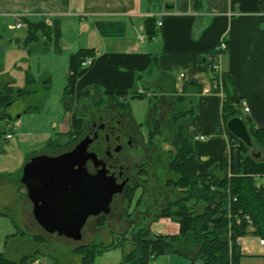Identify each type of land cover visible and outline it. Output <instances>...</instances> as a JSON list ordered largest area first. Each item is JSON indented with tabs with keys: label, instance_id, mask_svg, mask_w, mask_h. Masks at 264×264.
<instances>
[{
	"label": "crops",
	"instance_id": "crops-1",
	"mask_svg": "<svg viewBox=\"0 0 264 264\" xmlns=\"http://www.w3.org/2000/svg\"><path fill=\"white\" fill-rule=\"evenodd\" d=\"M14 13H22L29 22H46L49 37L40 35L26 42V29H19L24 31L20 35L11 33L16 30ZM149 16L156 17V24L150 29L155 30L153 35L148 34L146 28ZM222 40L227 43L220 58L226 84L215 91L211 88L208 59ZM79 50L84 52L82 57L91 58L90 65L79 67ZM14 70H17L15 75L12 74ZM181 74H184L182 78ZM61 75L65 79L64 90L61 96L59 90L53 98L50 96L53 94L52 79ZM143 78L158 90L171 88L177 90L174 94L191 100L187 130L193 137L197 172L228 173L230 138L222 116L225 92H233L239 99L236 107L242 112L238 115L247 127L251 124L255 128H264V2L0 0V121L5 127L13 128L16 118L21 125V116L33 115V110L38 112L36 109L42 108L32 105L39 90L27 88L30 84L49 86L43 90L45 95L41 103H49L48 108L57 111L56 117L43 132H37L38 140L48 147L47 141L54 134L81 132L84 128L83 108L89 105L95 109L118 108L121 102L126 103L129 88H135L133 92L142 90L136 83ZM18 88L30 92L19 95L15 92ZM84 100L89 101L85 104ZM240 101L246 102L248 111ZM60 106L64 110L61 119ZM125 107L128 112L126 104ZM96 114L102 118L101 112ZM87 123L90 124L87 121L85 125ZM7 134L11 137H6ZM12 137V133L7 132L2 139ZM40 154L57 155L35 152L26 163ZM257 180L261 183L264 178ZM16 190L20 195L24 222L28 219L36 222L22 182L16 185ZM28 225L33 230L32 224ZM150 228L161 234L179 232V224L169 217H157L150 223ZM9 235L16 237L18 232ZM36 235L32 234V239ZM252 237L258 236L247 234L238 238L244 254L240 264L264 261V244L259 242L257 247ZM176 246L177 253L157 256L150 264H190L189 258L195 255L197 246L190 238L182 237L176 240ZM121 249L119 246L105 252ZM99 256L95 257L94 264ZM37 260L32 259V263L36 264Z\"/></svg>",
	"mask_w": 264,
	"mask_h": 264
},
{
	"label": "rangeland",
	"instance_id": "rangeland-1",
	"mask_svg": "<svg viewBox=\"0 0 264 264\" xmlns=\"http://www.w3.org/2000/svg\"><path fill=\"white\" fill-rule=\"evenodd\" d=\"M13 32L20 35L24 31L16 29L11 31V33ZM16 73L17 70L12 72L13 75ZM52 82L51 90L53 94H50V96L54 98L59 90L61 96L65 87L64 76L56 77L52 79ZM29 87L39 90L35 96L37 99L32 105L42 108L40 110L36 109L38 112L33 110V115L21 116V125H18L17 121L19 120L17 118L14 119L13 128L5 127L3 122L0 121V129H2V132H0V252H3L6 257L18 260L22 256H27V264H33L32 259H38L36 264H79L81 255L74 251L76 247L85 243L108 244L118 238L121 240L128 239V231L131 228L137 227V224L149 223L157 216L168 200H172L185 192L186 187H174L169 183V180L178 178V174L169 170V162L175 153L173 132L171 130L173 126L170 117L172 111L178 107L188 108L191 100L186 98L183 101H178L176 98L178 94H174L177 90L174 91L171 88L158 90L149 85L147 78H143L136 83V87L142 89L144 97H132V89L135 88H129L125 103L128 108L127 115L133 123L132 129L135 130L134 136L138 139L134 141V147L137 144L142 146V150L139 152L135 148L132 149V147L126 146L120 155L122 168L129 167V187L121 192L118 190L121 186L115 187L114 195H112L109 204V211L106 213L99 212L97 215L89 217L82 229L80 240L58 235L55 232L47 233L34 220L28 219L24 222L25 220L21 215L20 195L17 193L16 185L21 184L22 169L27 159L35 152L47 151L60 154V152L71 150L73 146L82 140L89 130L91 122H104L113 115L118 114L119 116L121 112H124L116 107L105 106V108L95 109L94 106L89 105L87 108H83L85 109L82 113L84 128L81 132L66 135L63 133L60 135L54 134L47 142L51 140L56 142L45 147V144L38 140L37 132H43L45 128L50 126V122L56 117L55 112L57 111L48 108L50 107L49 103H41V99L45 95L43 90L49 86L43 87L39 83L30 84L27 88ZM88 101L84 100L83 102L87 104ZM155 106L156 108H154ZM239 111L242 112L240 108ZM63 112V107L60 106V119ZM100 112L102 118L96 114ZM151 114H154L153 116L160 120L157 126L151 121ZM87 121L90 124L85 125ZM150 128L154 131L152 135L149 132ZM7 132H11L13 137L7 140L2 139ZM20 132H24L26 135L22 136ZM29 134L35 138L29 136ZM252 140L254 144L253 151L261 153V160H263L264 145L255 139ZM143 159L146 160V163L142 166V169L137 170ZM256 182L260 183L257 179ZM136 184L138 186L134 191L132 201L128 203L127 197L130 195V188ZM138 197H141V200L136 205ZM202 208V203L195 205L197 212L201 211ZM28 224H32L33 230H30ZM14 232H18L16 237L7 236ZM22 233H24L23 236ZM32 234H37L33 237L34 239H32ZM252 239L257 247L260 246L259 237H252ZM126 248H129L127 242L124 243L121 251L104 252L103 256L96 258L95 264H114L118 259H121V256L126 252ZM256 249L258 250V248ZM254 264H264V261H258Z\"/></svg>",
	"mask_w": 264,
	"mask_h": 264
},
{
	"label": "trees",
	"instance_id": "trees-1",
	"mask_svg": "<svg viewBox=\"0 0 264 264\" xmlns=\"http://www.w3.org/2000/svg\"><path fill=\"white\" fill-rule=\"evenodd\" d=\"M45 23L27 21L26 42H31L40 35L49 37V28H46L48 25ZM155 24L156 17L149 16L146 19L148 34L155 33V30H150ZM78 53L80 67L86 57H82V50ZM222 81L226 84V74L222 75ZM15 92L23 95L30 90L18 88ZM132 97L143 98L144 94L135 90ZM176 98L183 101L185 96L178 95ZM237 103L239 99L236 95L226 91L222 103V116L225 121L238 115ZM118 108L125 112L123 102ZM191 112L190 108L178 107L172 111L170 117L175 153L169 162V170L178 174V178L169 180V183L174 187H186L185 192L168 200L149 223L137 224V227L131 228L128 231V239L118 238L108 244L85 243L76 247L74 251L81 255L79 264H94L96 256L109 249L123 247L125 242L129 248H126L117 264H150L157 256L177 253L179 249L176 240L180 237L186 240L190 238L197 246L195 255L189 258L190 264H196L197 261L202 264H240L244 254L238 238L251 234L264 239V186L256 182L258 177L264 178L262 154L260 157L253 156L250 148L226 129L230 138L229 172L210 170L198 173L192 145L193 137L187 130ZM153 115L151 114V121L157 126L160 120ZM248 130L251 139L264 145V128H255L250 124ZM149 132L154 134L151 128ZM52 143L54 141L48 142L47 145ZM137 186L136 184L130 188L128 203L132 201ZM140 200L141 197H138L135 204ZM197 203L203 204L202 210L198 212L195 210ZM157 217H169L176 221L179 224L178 234L152 231L150 223ZM0 264H27V256L12 260L0 252Z\"/></svg>",
	"mask_w": 264,
	"mask_h": 264
},
{
	"label": "water",
	"instance_id": "water-1",
	"mask_svg": "<svg viewBox=\"0 0 264 264\" xmlns=\"http://www.w3.org/2000/svg\"><path fill=\"white\" fill-rule=\"evenodd\" d=\"M226 128L250 148L253 156H261L253 151L247 124L240 115L229 118ZM108 133L107 123H101L71 151L36 155L24 165L20 180L32 203L34 219L46 232L80 240L88 216L109 211L115 187L122 186L125 181L115 174L118 167L116 151H94L109 141L105 140ZM88 157L93 160L96 173L87 170L85 161ZM123 176L126 180V171Z\"/></svg>",
	"mask_w": 264,
	"mask_h": 264
},
{
	"label": "flooded vegetation",
	"instance_id": "flooded-vegetation-1",
	"mask_svg": "<svg viewBox=\"0 0 264 264\" xmlns=\"http://www.w3.org/2000/svg\"><path fill=\"white\" fill-rule=\"evenodd\" d=\"M117 114V113H116ZM101 123H107L108 129H109V133L108 135L105 137V140L108 141L107 143H103L100 144L102 146L100 147H96L94 151H101V150H113L114 152L116 151L118 158V167L115 170V174L116 176L120 175V177L122 178V180H124L125 182L122 184L121 186V190H119V192H121L123 189H127L129 187V182L128 179L130 178V172L128 171V168H122L121 163H120V155L122 150L124 149V147L128 146L129 148L132 147V149H136V151H141L142 150V146L141 145H135L134 147V141H137V137L134 136L135 135V130L132 129V120L129 117V115H127V113L121 112L118 116L117 115H113L109 120L104 121V122H100V123H91V125L89 126V130L87 131V133L85 135H87L88 133L92 132L95 130V128L97 126H99ZM134 128V127H133ZM108 132V131H107ZM84 135V136H85ZM81 141V140H80ZM74 148V146H73ZM72 148V149H73ZM71 149V150H72ZM71 150H67V151H71ZM66 151L60 152L64 153ZM146 163V160H141L140 164L137 167V170L142 169V166ZM85 166L87 168V170L90 173H96V168L94 166V162L91 158H87L85 161ZM124 171L127 172V178L125 180L123 173ZM121 180V182H122ZM114 195V194H113ZM89 217H92V215H89ZM87 218V219H88ZM87 222V220H86ZM86 224V223H85ZM84 227V226H83ZM83 229V228H82Z\"/></svg>",
	"mask_w": 264,
	"mask_h": 264
},
{
	"label": "built area",
	"instance_id": "built-area-1",
	"mask_svg": "<svg viewBox=\"0 0 264 264\" xmlns=\"http://www.w3.org/2000/svg\"><path fill=\"white\" fill-rule=\"evenodd\" d=\"M12 16L14 19V24H13L14 28L27 29L28 24H27V21L24 19V15L22 13H14L12 14ZM158 24H160V22H158ZM226 49H227V43L224 40H222L220 41V43L216 46L214 51L209 56V59H210L209 70H210V75L212 79L211 88L212 90H215V91L221 90L223 86L222 74H221L222 72H221V67H220V58ZM91 62H92L91 58L86 57L81 62V66L82 67L88 66L91 64ZM183 75L184 74H181V78L183 77ZM139 92H142V90H139ZM240 104L243 106L245 111L249 110L245 101H240ZM6 137H11V134H7ZM200 138L202 139L203 136H200ZM260 184L264 186V181H262ZM259 242L260 244H264V239L260 238Z\"/></svg>",
	"mask_w": 264,
	"mask_h": 264
}]
</instances>
